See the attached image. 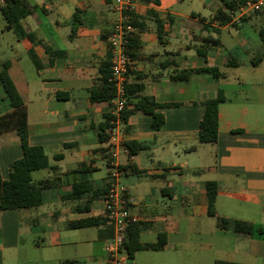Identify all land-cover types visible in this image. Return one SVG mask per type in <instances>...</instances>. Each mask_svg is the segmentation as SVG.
<instances>
[{
    "label": "crops",
    "instance_id": "obj_1",
    "mask_svg": "<svg viewBox=\"0 0 264 264\" xmlns=\"http://www.w3.org/2000/svg\"><path fill=\"white\" fill-rule=\"evenodd\" d=\"M26 1L32 11L22 24L32 38H19L0 10V70L5 60L11 62L10 75L25 101L28 141L45 148L54 168L42 169L45 172L37 178L36 171L32 174L34 181L45 182L41 205L0 209V264H5L6 252L20 246L24 226L29 234H46L33 239L34 249H43L46 238L58 252L74 247L69 255L57 257L59 264H75L79 258L92 264L96 238L73 241L63 233L91 228L70 227L73 221L104 218L103 195L98 193L108 187V153L107 139H99V126L111 105L91 101L90 94L100 84L102 63H111L108 37L117 14L113 0ZM135 1L134 34L140 47L135 57L130 56L126 83H142L133 103L153 100L165 122L154 130L151 117L136 112L128 119L129 131L122 124L126 140L145 147L130 158L122 156L121 181L128 188L131 223L139 225L141 242L166 238L162 249L137 252L199 247L213 256L212 264H264V233L248 235L234 229L235 220L264 226V59L252 63L264 52V8L239 16L226 1L243 0H200L202 8L189 10L188 0ZM224 14L229 21L222 24ZM203 66L218 68L220 76L172 77ZM220 90L225 100L219 105L218 139L200 142L204 102ZM12 110L0 84V117ZM22 155L16 129L0 133L4 179L9 178L10 164ZM102 164L105 175H96ZM208 181L218 185L214 215L209 213ZM78 182L90 191L80 199L69 198ZM51 205L58 208L27 212ZM106 223L92 226L100 229L104 251L114 235L113 226Z\"/></svg>",
    "mask_w": 264,
    "mask_h": 264
},
{
    "label": "trees",
    "instance_id": "obj_2",
    "mask_svg": "<svg viewBox=\"0 0 264 264\" xmlns=\"http://www.w3.org/2000/svg\"><path fill=\"white\" fill-rule=\"evenodd\" d=\"M245 2L240 3L233 1H226V5L230 10H236L237 7ZM31 6L26 0H6V5L1 9V12L5 16L8 27L12 28L19 38L29 37L32 38L31 32H27L22 24L23 18L31 13ZM226 19L221 23H227L229 21L228 15L224 14ZM135 25L137 19L134 18ZM260 36L264 42V29L260 30ZM140 47L139 39L136 34H132L129 37V55L131 58L135 57L137 49ZM264 59V52L261 55L256 56L252 63L258 65L261 60ZM111 63L103 62L100 70L101 80L100 84L91 88L90 99L93 102H110L116 94V89L109 81L111 74ZM11 62L5 60L2 63V69L0 70V84L3 87L6 97L9 100L13 110L0 117V133L10 128H14L20 138L21 146L23 149V155L21 158L16 159L10 164L9 178L4 179L0 171V209H22L31 208L41 205L44 200L45 182L34 181L33 172L46 168H54L50 165L49 156L47 155L45 148L41 145H31L28 141V123L27 112L25 109V101L16 86L13 78L10 75L9 69ZM198 73H210L214 77L220 76V71L216 67L203 66L196 69H188L180 72L172 77L175 79H189L191 75ZM126 95L128 97V105L122 112L121 122L124 125L126 131H129L128 119L136 113L141 112L151 117L152 128L159 130L165 122L164 115L155 111L157 103L150 99H144L140 103H133L136 93L143 89V84H129L126 83ZM225 100V96L222 90H220L216 97L208 99L204 102L205 111L203 118L200 122L198 131V138L200 142H216L219 133V105ZM110 115H106L105 121L100 124L99 139L105 141L107 139L106 130L109 127ZM130 148L131 155L137 153L145 146L135 141H126ZM60 158L61 155L55 156ZM208 198H209V213L214 215V202L218 193V185L214 181H208L206 184ZM86 183L78 182L73 183L72 192L69 198L80 199L88 192ZM103 195V190L98 194ZM105 193V192H104ZM97 194V195H98ZM220 224L225 226L223 220H220ZM107 225L105 218L100 217H87L73 221L69 224L73 228H83L92 226H104ZM234 229L237 232L243 234L264 233V226L256 227L252 223L244 220H235ZM126 247L129 252V258H133L134 254L139 250H159L162 249L166 243V238L161 235L159 240L154 243H142L140 240L139 225L131 223L128 229ZM216 264H241V263H229L219 261Z\"/></svg>",
    "mask_w": 264,
    "mask_h": 264
},
{
    "label": "built area",
    "instance_id": "obj_3",
    "mask_svg": "<svg viewBox=\"0 0 264 264\" xmlns=\"http://www.w3.org/2000/svg\"><path fill=\"white\" fill-rule=\"evenodd\" d=\"M136 4L135 0H113V10L117 16L108 37L111 52L109 81L116 89V94L110 101V120L107 131L109 181L102 198L104 218L114 229V235L105 244L108 264H126L130 259L126 242L132 216L129 211L128 188L121 181L125 173L121 158L122 156L130 158L132 155L126 143L121 116L128 105L125 87L131 67L128 44L129 37L136 29L134 23ZM5 5L6 0H0V10ZM263 8L264 0H245L238 6L237 12L239 16H244L260 12ZM232 16H234L233 13Z\"/></svg>",
    "mask_w": 264,
    "mask_h": 264
},
{
    "label": "rangeland",
    "instance_id": "obj_4",
    "mask_svg": "<svg viewBox=\"0 0 264 264\" xmlns=\"http://www.w3.org/2000/svg\"><path fill=\"white\" fill-rule=\"evenodd\" d=\"M212 2L218 3L217 0H210V3ZM219 3L220 5H222L221 2ZM202 7L203 6L201 5L200 0H193L192 2L188 0V10L191 8L199 9ZM4 22L5 21L3 20L2 23ZM105 170L106 168L102 164V168L98 172H96V175H105ZM44 172V170L36 171L34 173V176L36 178L40 177ZM49 207L50 208L46 209L34 208L27 212L36 214V212H39L41 210L48 212L50 210H55V208H58L57 205H51ZM25 214L28 213H24L23 215ZM38 219L40 221L39 225H44L43 218L38 217ZM25 220H27V218L23 216L22 222H24ZM24 225H26L25 222L23 223V226ZM24 227L21 229L23 240L20 241V246L18 248L11 249L10 252H6L5 264H59L56 260L57 257H59L61 253H63L64 255H69L74 249V247L72 246H65L63 247V249H61L62 252H58L56 251V248L48 245L49 242L47 238L41 242V244L44 246L43 249H34L32 244L33 239L39 241L42 239V237H45L46 234L41 232L29 234ZM99 230L100 229L97 227L80 230L74 229L64 232L63 236L73 241H88V239L90 238H96V241L94 243L95 260L92 264H105L104 259H107V255L102 248L103 243L99 240ZM212 259L213 256L204 253L201 248L198 247L192 249L188 247V250H180L179 252H176L174 250L165 252L140 251L137 252L135 258L129 260L127 264H212ZM75 264H90V262L85 258H79V260Z\"/></svg>",
    "mask_w": 264,
    "mask_h": 264
}]
</instances>
